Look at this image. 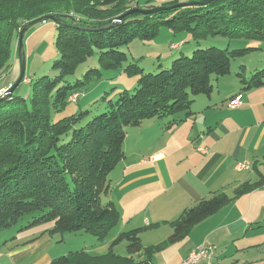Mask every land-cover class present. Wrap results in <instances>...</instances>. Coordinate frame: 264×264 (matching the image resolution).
I'll use <instances>...</instances> for the list:
<instances>
[{
    "label": "trees",
    "instance_id": "1",
    "mask_svg": "<svg viewBox=\"0 0 264 264\" xmlns=\"http://www.w3.org/2000/svg\"><path fill=\"white\" fill-rule=\"evenodd\" d=\"M158 8L149 15L129 14ZM45 16H54L58 25L55 45L60 58L52 67L55 77L32 82L29 99L13 94L0 101V231L33 215L19 232L53 224L47 231L50 235L85 233L102 241L121 220L114 204H104L102 197L110 192L111 173L125 159L126 128L170 118V129L194 116L195 98H210L213 93L211 78L230 75L234 59L260 49H204L200 43L209 38L264 42V0H214L207 5L178 0H0L1 75L9 70L13 57H19L15 40L22 29ZM161 28L190 34L197 49L156 72L145 73L137 63L125 66L128 57L123 48L134 39L156 38ZM94 55L100 67L82 80L69 81ZM118 69L139 75L133 92H120L104 112L86 123L89 111L55 120L102 70ZM236 77L241 89L234 98L264 87V68L249 77L242 70ZM74 96L77 99L72 101ZM263 187L260 176L257 182L235 189L233 197L218 193L198 202L170 223L172 233L163 243L145 248L143 229H135L121 233L103 255L75 251L51 264H154L156 253L183 241L197 225ZM122 243L127 244L125 256L115 252Z\"/></svg>",
    "mask_w": 264,
    "mask_h": 264
},
{
    "label": "crops",
    "instance_id": "2",
    "mask_svg": "<svg viewBox=\"0 0 264 264\" xmlns=\"http://www.w3.org/2000/svg\"><path fill=\"white\" fill-rule=\"evenodd\" d=\"M240 89L237 82L220 103L210 98L199 116L194 112L170 129L159 126L161 140L158 146L149 147L148 159L139 155L131 162L128 158L122 161L114 189L102 201L114 204L120 222L127 220L124 227L143 229V246L163 243L172 233L170 223L198 202L218 193L233 197L244 183L264 177V87L242 92V105L230 109L229 103ZM247 163L250 169L237 168ZM52 228L53 224H46L19 232L5 242L0 264H51L75 250L60 245L72 240L70 234L58 238L59 234L47 232ZM201 246H214L217 251L221 247L225 259L218 264H264V187L197 225L186 239L165 248L169 262L159 258L154 264H181Z\"/></svg>",
    "mask_w": 264,
    "mask_h": 264
},
{
    "label": "rangeland",
    "instance_id": "3",
    "mask_svg": "<svg viewBox=\"0 0 264 264\" xmlns=\"http://www.w3.org/2000/svg\"><path fill=\"white\" fill-rule=\"evenodd\" d=\"M161 1L167 0H153L154 3H158ZM178 1L188 4L193 2H200L202 0ZM57 27L58 25L55 21L48 20L44 23L33 26L26 32L23 38V51L25 60L24 81L15 90V96L29 99L31 96L32 82L43 76H49L51 78L55 77L56 74L53 72L52 67L54 62L60 58L55 45L56 38L58 36ZM18 41L19 38H16L15 48H17V46L19 45ZM174 44H176L177 47L173 49L172 45ZM200 44L204 49L210 46H217L222 49L229 47L231 50L244 49L248 47L260 48L259 50L250 52L244 57L234 59L231 62L230 75L219 79H217L216 77L211 78V83L214 87V90L210 98L215 100L219 99V103L221 102L222 95L228 90L234 88V86L238 82V78L236 77L237 73H240L242 70H244L245 76L249 77L254 70H260L264 68V42H254L246 40L230 41L223 38H209L208 41L201 42ZM197 47V43L193 40L190 34H175L174 32L166 28H161L159 35L156 38L151 40L134 39L131 43H129L128 46L123 48V52H125L128 57V61L126 62L125 66L132 63H137L145 73L156 72L159 66H162L163 68H169L172 62L182 53L189 56L192 55L193 51L197 49ZM10 63L11 66L9 70L4 72L2 75L0 74V86L6 85V89L0 90V98L3 96L4 91L10 88L20 76V57L16 59L14 56ZM99 67L98 56L94 55L90 59H88L86 63L82 64L78 68L74 77L69 78V81L76 82V80H82L84 78V75L88 71ZM138 79L139 75L129 76L124 73L122 69L113 71L102 70L101 76L94 77L87 89L80 93L78 99L75 97L77 95L71 98L72 101L76 99L78 101L69 103L68 107L63 112L56 115L55 120L68 117L77 112L89 111L90 113L86 121L84 122L86 123L104 112L108 101L115 100L120 92L124 90L133 92V90L137 86ZM104 97L105 99L103 100ZM210 98L206 95H200L196 97L191 111L195 113L198 112L199 116L205 109V104ZM179 116L181 118H185L184 114H180ZM169 121L170 118H166L164 120H151L149 122L144 121L137 127L126 128L127 137L123 145L125 159L128 158V162H131L139 155H141V157H145V159H148L149 147L158 146V142L161 140V136L157 131L159 130V126L167 127ZM125 159L124 161H126ZM122 166L123 162L120 163L117 166L118 168H115V170L112 172L111 182L113 183V186L110 187V191L114 189V183H116L117 181V172L121 170L120 168ZM32 217L33 215H26L24 218H22V220L19 221L17 225L13 226L10 229L0 231V252L2 251V248L5 245L6 241H9L10 239L16 237L21 229L28 226V224L33 219ZM124 222H127V220L121 221L118 226L114 230H112L102 241L98 240L96 237L90 234L77 233L67 235L71 236L70 238L72 240L70 242L68 240H65V242L60 243V245L62 244L65 247H75V250L71 249L72 252L84 250L93 254L103 255L109 251L111 246L110 240L112 238H114L115 240L121 233H125L130 230L129 228L123 226ZM250 235L251 233L247 236L249 237ZM60 236L61 235H59L58 238H60ZM147 240L148 238L145 237L144 243L148 245L149 240ZM144 247L148 248V246L146 247V245ZM168 247L169 246H167V248ZM211 247H213L214 249V257L209 261V263H221L225 259V255H222L223 252L221 247L218 251L214 246ZM126 249L127 244L122 243L115 248V252L118 255L125 256L127 255ZM69 253L70 251H68L65 255H68ZM168 254L169 253L165 254V249L161 252L156 253L153 258V262L155 261L156 263L157 259L159 258H162V262H169L171 257L168 259ZM65 255H60L57 258ZM173 255L174 254H172L171 256Z\"/></svg>",
    "mask_w": 264,
    "mask_h": 264
},
{
    "label": "water",
    "instance_id": "4",
    "mask_svg": "<svg viewBox=\"0 0 264 264\" xmlns=\"http://www.w3.org/2000/svg\"><path fill=\"white\" fill-rule=\"evenodd\" d=\"M214 0H203L200 2H194V4H198V5H207L211 2H213ZM158 9H153V10H132L129 12V14H133V13H141L143 15H149L152 14L156 11H158ZM123 17H120L115 23H120V21L122 20ZM48 20H52L55 21V17L54 16H45V17H41L38 18L30 23H28L21 31L20 33V37H19V51H18V55L20 57V61H21V71H20V76L18 78V80L10 87L8 88L6 91H4L3 96L0 98V101H3L7 98H11L12 95L14 94L15 90L19 87V85L21 84V82L24 79V75H25V60H24V51H23V38L26 34V32L32 28L33 26L40 24V23H44Z\"/></svg>",
    "mask_w": 264,
    "mask_h": 264
},
{
    "label": "built area",
    "instance_id": "5",
    "mask_svg": "<svg viewBox=\"0 0 264 264\" xmlns=\"http://www.w3.org/2000/svg\"><path fill=\"white\" fill-rule=\"evenodd\" d=\"M241 105H242V96L239 95L230 101L229 108L236 109ZM237 168L240 170H244V169L248 170L250 169V165L248 163L239 164ZM213 251H214L213 247L201 246L196 250H193L181 264H199L202 261H210L214 257Z\"/></svg>",
    "mask_w": 264,
    "mask_h": 264
}]
</instances>
